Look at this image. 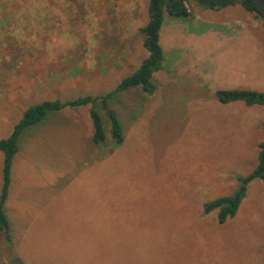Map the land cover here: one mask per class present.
Returning a JSON list of instances; mask_svg holds the SVG:
<instances>
[{
    "label": "rangeland",
    "instance_id": "obj_1",
    "mask_svg": "<svg viewBox=\"0 0 264 264\" xmlns=\"http://www.w3.org/2000/svg\"><path fill=\"white\" fill-rule=\"evenodd\" d=\"M185 6L190 17L164 15L154 92L129 89L108 102L122 144L111 147L103 114L106 141L92 144L90 106L49 114L42 144L20 137L4 206L12 241H0V264H264L263 181L246 185L223 223L218 210H203L235 194L258 163L264 108L221 104L215 92L264 93V37L251 30L262 20L239 5L199 18L198 6ZM147 10L148 0H0V140L28 107L103 96L132 75L148 57ZM41 57L65 64L45 80L60 83L88 73L95 58L131 63L71 94L41 96L42 71L22 66Z\"/></svg>",
    "mask_w": 264,
    "mask_h": 264
},
{
    "label": "trees",
    "instance_id": "obj_2",
    "mask_svg": "<svg viewBox=\"0 0 264 264\" xmlns=\"http://www.w3.org/2000/svg\"><path fill=\"white\" fill-rule=\"evenodd\" d=\"M120 1V0H112ZM196 6L206 10H222L228 7L239 5L246 13L255 18L261 15L252 0H190ZM186 0H148V22L140 30L143 35V47L148 52V57L144 59L139 68L130 76L124 78L117 87L110 93L99 97H80L67 102L44 101L26 109L16 125H14L10 135L6 139L0 140V153L2 154V185L0 191V241L3 244H10L12 230L8 222L4 206L8 197L11 183V167L14 157L19 151L18 141L26 129L39 124L49 114L60 112L64 109H76L90 106L89 119L91 122V142L96 147H101L106 141V133L103 125L102 115L108 121L111 147L119 146L123 143L121 125L113 113L108 108V102L113 96L129 89H139L144 94L151 95L154 86L151 83L152 76L161 69L163 52L159 46V32L163 25L164 15L181 19L190 17V12L185 6ZM264 4V0H262ZM262 25L264 27V19ZM216 99L221 104L231 102H243L246 106L259 105L264 108V93L248 90H217ZM258 163L252 173L238 180L240 187L232 196L218 198L203 205L205 213L218 210V221L223 223L226 218L232 217L244 196L245 188L254 179L264 182V142L258 146Z\"/></svg>",
    "mask_w": 264,
    "mask_h": 264
},
{
    "label": "crops",
    "instance_id": "obj_3",
    "mask_svg": "<svg viewBox=\"0 0 264 264\" xmlns=\"http://www.w3.org/2000/svg\"><path fill=\"white\" fill-rule=\"evenodd\" d=\"M199 11H198V18L201 17L200 15H202L203 11L207 12L206 9L204 10L203 8L199 7ZM212 11V10H211ZM212 14H207V17L210 18ZM209 24L210 23H204L203 26H205V31H208L210 29L209 27ZM143 28V27H142ZM141 28V29H142ZM140 29V30H141ZM202 29L201 32L204 30ZM233 30H230L229 32H231L230 34H232L233 36V39L235 40L236 38V34L239 33V30L238 31H235L236 28H232ZM238 29V28H237ZM253 30L255 33H257L258 35V38H262L264 37V29H260L258 28L257 26H253V28L251 29ZM209 32V31H208ZM207 32V33H208ZM27 36V34H25ZM30 35H28V38ZM37 36H39L38 38H36V44H38V39L41 40V37L42 35L41 34H37ZM214 37H216L217 39H221L222 38V33L220 32H215L214 33ZM27 38V37H26ZM240 39V38H239ZM143 42V41H142ZM260 43V42H259ZM251 44V43H250ZM261 47H264V44L260 43ZM30 54H34L33 52H29ZM36 60V58H34ZM29 60V61H27ZM39 63L34 62V60H30V58H26V62L22 63V66H28V67H24V70H27V71H32V70H35V71H42V73H40V75L42 74V77L44 79H42V82L39 81L38 83L34 84L35 88H34V91L35 93L37 94H40L41 96L42 95H48L49 93H51L52 90L54 89H62V92L64 94H71L73 92H75L76 90L78 89H81V88H84V87H87L86 84L88 81H92V82H96L102 78H104V74L106 73H110L112 71H122L123 69H125L126 67H129V66H125L129 63H131L130 60H122V63L120 64V66H116V64L111 61V58H109L108 60H103L102 62L97 60L96 58L92 61V64H90L89 66H85L84 65V71L88 72V73H85L82 77L80 78H75V79H70V80H66L65 78H60L61 80V83L59 81H56L53 79V77H50V79L46 82L45 80L49 77V75H54L53 73L51 72H59V70L65 65V64H61L59 62H53L52 60H49L48 62H44V58H40L39 60ZM34 62V63H33ZM141 64V63H140ZM33 65V66H31ZM69 64H67L68 66ZM62 72V71H60ZM102 72H104V74L102 75ZM49 74V75H48ZM32 92V90L30 91ZM33 93V92H32ZM55 100H58V99H55V98H49L45 101H55ZM59 101V100H58ZM37 102V101H36ZM35 102V103H36ZM44 102V101H43ZM42 103V102H41ZM233 103V102H232ZM39 104V103H38ZM36 105V104H35ZM34 106V105H33ZM250 107V106H248ZM29 108V107H28ZM27 108V109H28ZM26 110V109H25ZM65 110V109H64ZM62 110V111H64ZM60 111V112H62ZM1 112H2V108H0V115H1ZM60 112H56V113H53L51 114L47 120L49 119H52L53 116L55 114H58ZM24 113V111H23ZM14 115V114H8L7 116L9 118H11V116ZM23 115V114H22ZM21 115V117H22ZM21 119V118H20ZM19 119V120H20ZM18 120V121H19ZM41 121L39 124L37 125H34L32 127H29L28 129H26L24 131V133H26L28 136L31 137L30 139V143L31 144H42L43 141H44V136H41V133H39L38 129L40 130L41 128H44V125H46V123L48 121ZM18 121L16 123H13L12 125V128L10 127V124L9 127L11 128L10 130L12 131L14 125H16L18 123ZM7 125V124H6ZM41 127V128H39ZM263 132H264V126H263ZM11 133V132H10ZM23 133V134H24ZM22 134V135H23ZM10 135V134H9ZM21 135V136H22ZM7 138V137H6ZM39 138V139H38ZM20 140V138H19ZM19 143V141H18ZM259 146V145H258ZM18 147H19V144H18ZM259 151V149H258ZM1 154V153H0ZM2 155V154H1ZM17 155V154H16ZM15 158V157H14ZM14 160V159H13ZM13 163V162H12Z\"/></svg>",
    "mask_w": 264,
    "mask_h": 264
},
{
    "label": "water",
    "instance_id": "obj_4",
    "mask_svg": "<svg viewBox=\"0 0 264 264\" xmlns=\"http://www.w3.org/2000/svg\"><path fill=\"white\" fill-rule=\"evenodd\" d=\"M252 1L260 13L261 19H264V4L262 3V0H252Z\"/></svg>",
    "mask_w": 264,
    "mask_h": 264
}]
</instances>
